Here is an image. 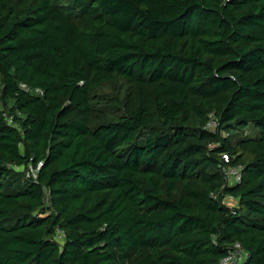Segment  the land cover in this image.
<instances>
[{
	"label": "trees",
	"instance_id": "trees-1",
	"mask_svg": "<svg viewBox=\"0 0 264 264\" xmlns=\"http://www.w3.org/2000/svg\"><path fill=\"white\" fill-rule=\"evenodd\" d=\"M70 1L0 0V264H264V0Z\"/></svg>",
	"mask_w": 264,
	"mask_h": 264
},
{
	"label": "built area",
	"instance_id": "built-area-1",
	"mask_svg": "<svg viewBox=\"0 0 264 264\" xmlns=\"http://www.w3.org/2000/svg\"><path fill=\"white\" fill-rule=\"evenodd\" d=\"M22 89H24L26 92L29 93H35L37 95L43 96V91L41 89L32 90L26 85L21 86ZM0 111L2 112V116L5 118L6 122L11 126H17L15 123V117L13 114H10L8 111H6L1 102H0ZM218 127L217 120L212 116L210 120L207 123V129L211 131H215ZM224 159L226 162L229 161L228 156L224 155ZM41 168V164L35 169L33 167H30V169L27 171L28 176H32L34 179H37L39 170ZM224 175L225 180L227 184H237L240 183L242 180V168L241 167H227L224 168ZM235 198L232 196H227L225 198V202L233 204L235 202ZM56 239L58 242L63 243L65 239V233L60 230L56 229ZM247 253L243 249L242 245L240 243H235L230 247V249L227 252V255L220 261L219 264H241L246 260Z\"/></svg>",
	"mask_w": 264,
	"mask_h": 264
},
{
	"label": "rangeland",
	"instance_id": "rangeland-1",
	"mask_svg": "<svg viewBox=\"0 0 264 264\" xmlns=\"http://www.w3.org/2000/svg\"><path fill=\"white\" fill-rule=\"evenodd\" d=\"M70 4V0H64V5L68 6ZM126 88L127 84L123 80H119L116 84L108 85L98 91L99 99L95 104V109L99 116L103 118V121L115 120L121 114L118 98H123ZM234 132L236 135L247 132L250 135L257 136L259 131L257 128L249 126Z\"/></svg>",
	"mask_w": 264,
	"mask_h": 264
}]
</instances>
